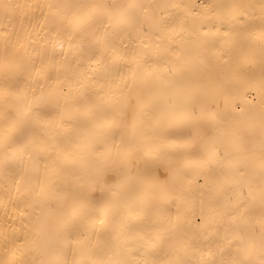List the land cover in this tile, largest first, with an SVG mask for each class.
I'll use <instances>...</instances> for the list:
<instances>
[{"label":"bare ground","instance_id":"obj_1","mask_svg":"<svg viewBox=\"0 0 264 264\" xmlns=\"http://www.w3.org/2000/svg\"><path fill=\"white\" fill-rule=\"evenodd\" d=\"M264 0H0V264H261Z\"/></svg>","mask_w":264,"mask_h":264},{"label":"snow or ice","instance_id":"obj_2","mask_svg":"<svg viewBox=\"0 0 264 264\" xmlns=\"http://www.w3.org/2000/svg\"><path fill=\"white\" fill-rule=\"evenodd\" d=\"M261 264H264V261H262Z\"/></svg>","mask_w":264,"mask_h":264}]
</instances>
